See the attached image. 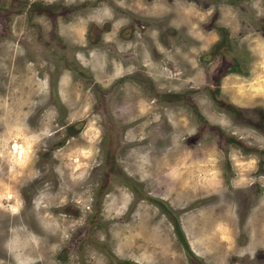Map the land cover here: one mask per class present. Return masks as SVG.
<instances>
[{
  "label": "rangeland",
  "instance_id": "1",
  "mask_svg": "<svg viewBox=\"0 0 264 264\" xmlns=\"http://www.w3.org/2000/svg\"><path fill=\"white\" fill-rule=\"evenodd\" d=\"M127 263L264 264V0H0V264Z\"/></svg>",
  "mask_w": 264,
  "mask_h": 264
},
{
  "label": "trees",
  "instance_id": "2",
  "mask_svg": "<svg viewBox=\"0 0 264 264\" xmlns=\"http://www.w3.org/2000/svg\"><path fill=\"white\" fill-rule=\"evenodd\" d=\"M176 231H177V234L178 236L180 237V239L183 241V242H186V240L184 239V236L182 234V231L181 229L179 228V225L178 223L176 222ZM187 244V243H186ZM128 264V263H127Z\"/></svg>",
  "mask_w": 264,
  "mask_h": 264
},
{
  "label": "bare ground",
  "instance_id": "3",
  "mask_svg": "<svg viewBox=\"0 0 264 264\" xmlns=\"http://www.w3.org/2000/svg\"><path fill=\"white\" fill-rule=\"evenodd\" d=\"M19 148H20V145H18L17 143H14L13 146H12V149L14 151H17ZM20 152L22 153V150L21 149H20ZM21 153H19V155H21Z\"/></svg>",
  "mask_w": 264,
  "mask_h": 264
}]
</instances>
